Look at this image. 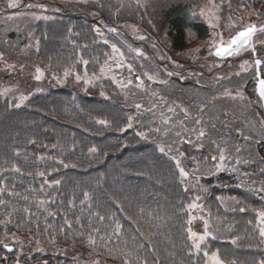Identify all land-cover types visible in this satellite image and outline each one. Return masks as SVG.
Segmentation results:
<instances>
[{
	"label": "rangeland",
	"instance_id": "obj_1",
	"mask_svg": "<svg viewBox=\"0 0 264 264\" xmlns=\"http://www.w3.org/2000/svg\"><path fill=\"white\" fill-rule=\"evenodd\" d=\"M7 3L0 0V98L23 107L36 95L66 89L127 106V127L150 139L175 166L187 196V234L197 264H216L213 253L220 264H264L257 217L264 210V191H259L264 187V102L256 92L264 71L254 65L257 58L264 61V0H16L14 8ZM175 5L189 7L207 25L206 39L188 32L185 48H174L165 17ZM59 6L90 21V32L106 46L97 65H73L67 76L38 60L42 41L36 32L53 20L60 23L64 16ZM249 24L257 26L251 47L222 58L210 54L221 36L228 41ZM53 53V64L66 65L68 55L56 49ZM245 61L248 65L242 68ZM21 96L27 97L23 103ZM159 165L157 176L168 168ZM180 168L188 175L182 176ZM189 229L197 235L190 237ZM199 236L204 239L197 248ZM3 238L0 244L11 241L20 247L6 254L0 245V264H84L40 248L29 237Z\"/></svg>",
	"mask_w": 264,
	"mask_h": 264
},
{
	"label": "trees",
	"instance_id": "obj_2",
	"mask_svg": "<svg viewBox=\"0 0 264 264\" xmlns=\"http://www.w3.org/2000/svg\"><path fill=\"white\" fill-rule=\"evenodd\" d=\"M59 7L60 23L36 32L40 64L61 72L84 61L97 65L106 46L90 21ZM191 11L175 5L166 12L165 31L177 50L188 32L200 40L209 35ZM55 49L68 55L66 65L53 64ZM129 113L120 103L66 89L36 95L23 107L0 98V239L29 237L84 264H197L175 166L127 127ZM159 162L168 168L157 176Z\"/></svg>",
	"mask_w": 264,
	"mask_h": 264
},
{
	"label": "snow or ice",
	"instance_id": "obj_3",
	"mask_svg": "<svg viewBox=\"0 0 264 264\" xmlns=\"http://www.w3.org/2000/svg\"><path fill=\"white\" fill-rule=\"evenodd\" d=\"M7 6L10 8H14L16 7V0H8ZM39 7H43L42 5H38ZM29 7H31V5H29ZM209 12H211V9H209ZM206 13H204L203 11L201 12V15H205ZM114 30V29H113ZM257 31V26L254 24H249L246 27H244L242 30L238 31L234 36L231 37L230 40L228 41H224L223 37L221 36L220 41L219 42H214V52H211L210 54H213L217 57H225V56H232L233 54H238L240 52V50L242 48L245 47H251V39L253 34ZM260 31H264V27L260 28ZM141 39H143V37H141ZM113 49H115V45H113ZM116 51H118V49H115ZM137 51L139 52V50L137 49ZM198 51V49H197ZM255 51V49H253V52ZM122 55V54H121ZM84 63L86 64L87 61H84ZM264 64V61H262L261 59L257 58L254 61V65L257 67L258 70L260 71H264V69H261L260 66ZM248 65V62L245 61L244 65H242L241 67H245ZM119 66V65H118ZM129 68H131V65H129ZM101 71H104V69H101ZM36 77L35 79L39 80L41 78V69L37 68L36 69ZM65 75H68V70H65ZM152 77H149V79H151ZM76 79L79 81L82 79L81 76L77 75ZM85 83H89L90 81L85 79L84 80ZM7 90H5L6 92ZM256 92L258 94V98L260 102H264V79H259L258 81V87L256 88ZM101 95H103V93H101ZM20 103H23L24 100L27 99L26 96H21L20 98ZM17 107H19V104L17 105ZM100 123H105L104 121H100ZM129 127H131V124L128 125ZM121 131H123V129H121ZM141 135H143L141 133ZM204 133L201 131L200 136H203ZM161 152L164 151V148L161 147L160 149ZM215 159V157H214ZM219 159L221 161H223L225 159V156L223 155V150H221V155L219 157ZM177 164L179 165V162H177ZM222 165H218V167H220ZM180 173L182 176H187L188 173L183 169L180 168ZM40 175H43V173H41ZM58 183V182H57ZM259 191H264V187H262ZM87 195V194H85ZM189 207H196V205H190ZM257 217H258V222L261 225L259 228L260 231V235L264 236V210L262 211H258L257 212ZM190 222V221H189ZM207 223V222H205ZM189 231V235L190 237H195L197 234L192 232L191 229L188 230ZM209 233L205 232V235H208ZM204 239V236H199L196 243H195V247L199 248L200 247V243L199 241H202ZM90 243H92L93 241L89 240ZM205 255H207V253H205ZM212 259L216 261V264H220L219 260L216 257V254L213 253L212 255ZM93 264H99V262H93ZM125 264H128L127 261H125Z\"/></svg>",
	"mask_w": 264,
	"mask_h": 264
},
{
	"label": "water",
	"instance_id": "obj_4",
	"mask_svg": "<svg viewBox=\"0 0 264 264\" xmlns=\"http://www.w3.org/2000/svg\"><path fill=\"white\" fill-rule=\"evenodd\" d=\"M6 249L8 252H13V251H15V246L12 243V244H9L8 246H6Z\"/></svg>",
	"mask_w": 264,
	"mask_h": 264
}]
</instances>
